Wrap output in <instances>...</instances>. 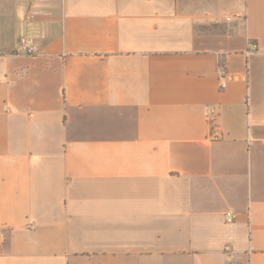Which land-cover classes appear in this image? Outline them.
<instances>
[{
  "label": "crops",
  "instance_id": "1",
  "mask_svg": "<svg viewBox=\"0 0 264 264\" xmlns=\"http://www.w3.org/2000/svg\"><path fill=\"white\" fill-rule=\"evenodd\" d=\"M230 263L264 264V0H0V264Z\"/></svg>",
  "mask_w": 264,
  "mask_h": 264
},
{
  "label": "built area",
  "instance_id": "2",
  "mask_svg": "<svg viewBox=\"0 0 264 264\" xmlns=\"http://www.w3.org/2000/svg\"><path fill=\"white\" fill-rule=\"evenodd\" d=\"M233 18H234V16H229L226 19L228 21H231V20H233ZM19 48L22 49L27 54H34L35 53L34 43L29 38H22L20 40V43H19ZM252 48L255 49V46H253ZM222 86L225 87L224 81L222 83ZM220 138H221V135L219 134V132L215 131L213 134V139L219 140ZM237 218H238V213H236L234 211H227L225 213V220L227 223H233L234 221H236ZM230 264H233V263H230Z\"/></svg>",
  "mask_w": 264,
  "mask_h": 264
}]
</instances>
